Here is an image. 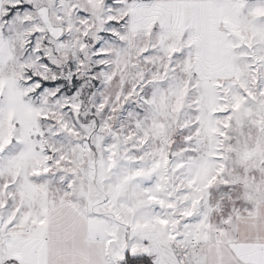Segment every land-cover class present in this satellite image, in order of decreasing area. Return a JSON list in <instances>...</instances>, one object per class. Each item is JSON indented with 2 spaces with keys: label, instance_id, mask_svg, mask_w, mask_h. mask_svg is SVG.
Returning a JSON list of instances; mask_svg holds the SVG:
<instances>
[{
  "label": "snow or ice",
  "instance_id": "6c2138e0",
  "mask_svg": "<svg viewBox=\"0 0 264 264\" xmlns=\"http://www.w3.org/2000/svg\"><path fill=\"white\" fill-rule=\"evenodd\" d=\"M0 264H264V0H0Z\"/></svg>",
  "mask_w": 264,
  "mask_h": 264
}]
</instances>
